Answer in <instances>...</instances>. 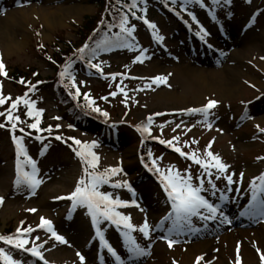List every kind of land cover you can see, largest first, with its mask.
Instances as JSON below:
<instances>
[{"label": "rangeland", "instance_id": "obj_1", "mask_svg": "<svg viewBox=\"0 0 264 264\" xmlns=\"http://www.w3.org/2000/svg\"><path fill=\"white\" fill-rule=\"evenodd\" d=\"M237 1L242 4L237 3L242 12L233 18L219 15L221 2L215 5L213 0H168L171 9L166 4L140 0V18H131L126 25L134 27L132 37L116 31L123 41L135 46L133 49L116 46V43L108 50L103 46L96 50L94 57L91 54L89 61L69 69L76 88L80 90L79 101L91 110L84 99L88 94L95 101L93 107L111 116L100 121L89 116V119L74 118L60 103L56 80L69 84L73 94L76 88L72 87L73 81L68 76H60L65 66L54 62L52 55L58 42L62 46L63 42L80 40L83 48L90 37L84 39L79 29L84 18L95 16V26L98 27L103 20L113 19L120 13V0H104L103 6L92 0H0V62L7 72V76L0 75L2 93L15 100L24 97L27 87V98L35 102L36 110H42L39 127L51 126L52 129L50 133H41L42 140H37L38 132L27 127L35 117L26 115L28 109L23 103L14 111V115L24 121L17 123L14 135L24 137V147L36 162L38 178L42 180L33 194L27 188L16 187V145L10 135L11 127L0 128V197L3 198L0 233L6 234L11 229L9 236H12L18 227L36 229L27 239L31 242L39 237L35 243L43 244L40 251L47 264H81L77 253L84 257V264H100L101 260L104 264H116L96 237V228L87 209L77 207L70 211L71 201L57 199L68 196L83 175L81 159L76 155L80 146L70 139L75 138L87 143L96 142L97 146L92 149L99 157L96 171L122 169L100 191L111 193L114 199L130 205L135 200L139 207H122L116 211L130 216L131 223L137 228L147 221L152 229L148 239L138 231L132 233L137 243L149 253L140 256L139 263H136L138 259L130 258L121 230L108 221L100 224L105 240L127 261L125 264H196L197 257L201 256L204 259L200 264H237L238 245L239 264H262L263 215L255 226L231 228L227 226L231 222L225 216L226 211L222 210L223 216L217 214V225L226 228L214 236L204 235L189 241L188 238L195 233L208 230L213 221H201L195 217L193 228L198 231L184 230L179 235L170 233L168 229L172 223L165 221V217L172 211L171 203L152 166L155 160L162 170L174 168L182 175L190 174L194 185H198L197 177L203 179L207 191L201 195L214 205H221V195L227 196L226 202L235 207L247 206L243 199H252L251 182L264 174V131H261L264 129V0ZM85 7L88 9L84 10ZM10 15L18 21L11 30L13 39L22 43L19 48L4 37L3 26ZM144 19L157 26L156 31L162 40L158 42L154 38L153 30L147 27ZM201 28L207 35L200 31ZM140 49L145 50L146 58L143 63H136ZM241 51L244 52L242 64L238 66L236 63L237 67L232 64V74L224 71L233 54ZM89 63L99 64L102 72L89 67ZM14 70L27 73L25 87L10 80L9 75ZM114 74H119L115 80L112 79ZM157 76L167 77V82L159 86L152 84V78ZM225 78L229 83L228 90L220 96L216 90L222 88ZM148 84L152 86L145 87ZM29 85H36V90L29 91ZM117 85L124 88L127 98L118 92ZM231 89H238L234 96L229 93ZM113 92L118 94L112 96ZM12 100L0 106V112L6 111ZM209 100L218 102L208 116L211 128L202 122V114L186 111L201 108ZM149 116L153 117L150 135L138 131L147 124ZM21 128L24 132L19 131ZM56 136H61L62 140H56ZM174 136L180 138L174 144L184 152L195 150L201 156L211 142L210 150L229 166L224 176L232 175L234 183L229 185L223 176L216 179L218 173L215 169L211 170L212 176L205 175L199 165L159 142L172 140ZM25 171L31 169L25 166ZM208 180L216 185L215 195ZM124 181L130 185L131 191L127 187H111L113 183ZM41 217L51 221L55 232L67 243H59L51 233L39 228ZM223 217H227L226 222H222ZM161 222L163 225L157 227ZM165 236L178 242L169 248L167 240L162 238ZM0 248L20 264H44L39 258L3 241H0ZM162 257L166 260L162 261Z\"/></svg>", "mask_w": 264, "mask_h": 264}, {"label": "snow or ice", "instance_id": "obj_2", "mask_svg": "<svg viewBox=\"0 0 264 264\" xmlns=\"http://www.w3.org/2000/svg\"><path fill=\"white\" fill-rule=\"evenodd\" d=\"M196 2H200V0H196ZM214 3H219L220 0H213ZM137 6V0H132L131 4L128 5L129 9H135ZM135 15V12L132 13ZM195 19V17H193ZM144 23L147 25L149 29L153 30L154 38L159 42L163 39V37L159 36L156 31V25L154 23L149 22L147 19H144ZM128 25V17L127 15L121 18L119 28L120 33H125L128 37H132L134 32V27H127ZM204 35H207L206 32L201 28L200 30ZM120 33H117L115 36L116 46L127 47L129 49H133L135 46L133 44L128 43L127 41H123V37ZM203 39V36H201ZM123 41V42H122ZM104 49L108 50L114 46V42L112 40H105L102 42ZM43 47V45H41ZM101 47L100 44L97 45V48ZM88 46L85 45L84 48L79 49V52L83 54L85 49ZM93 57L95 56L96 49H91ZM144 49H140V55L136 57V63H143L144 57ZM80 59H83V55H81ZM89 67L96 69L99 72H102V68L99 64L89 63ZM71 68V64L66 65L64 70L60 73V76L64 78L68 76L72 81V87L76 88L74 83V77L71 76L69 69ZM0 75L7 76V72L5 71V66L2 62H0ZM116 75L112 76V79L115 80ZM167 82V77L157 76L152 78V84L159 86L162 83ZM20 83H25V81H20ZM152 85L148 84L145 87L150 88ZM118 87V92L123 93L127 98V93L124 91V88ZM36 85H29V91H35ZM118 92L111 93L112 96H116ZM80 95L79 88H76L74 98ZM84 99L88 101L87 106L91 108L94 112H101L98 107H93L95 101L91 100L88 94L84 95ZM103 99H107L104 97ZM12 100L11 97H5L2 93V84H0V106L5 105L8 101ZM23 103L28 111L26 115L28 117H35L33 123L27 124L29 129H34L37 132L47 131L51 132V126L48 129H40L39 125L41 123L40 116L42 115V110L35 109V102L30 101L27 98V93L24 97H18L15 100H12L10 106L4 112H0V116L5 117L7 124L11 125L10 131L13 133L17 129V123H24V121L20 120L19 116L14 115V111L18 108V106ZM218 102L215 100H209L206 105L198 109H187L186 111L189 114L200 113L203 115L204 120L203 123L206 124L207 127L211 128L212 125L208 121V116L211 114V110L217 106ZM101 114L105 117L108 116L107 112H101ZM156 115H162V113H157ZM55 119H59L56 117ZM153 122V117L149 116L147 118V124H145L142 128H138V131L142 133H150L149 126ZM5 123H0V128L5 127ZM59 127V126H57ZM177 128L180 127L179 124L176 125ZM19 131L24 132L21 128ZM175 131V129H173ZM191 131V129H188ZM261 131H264L262 129ZM25 135H31V133H25ZM37 140H42V137H35ZM23 136L17 137L13 135V140L17 149V179L15 181V185L17 188H27L35 194V189L42 183V180L38 178V168L36 166V162L28 156L27 150L23 144ZM56 140H62L61 136H56ZM73 140V143L80 146L79 150L76 151V155L80 157L82 165H83V175L77 181L75 189L66 197H57V199H67L71 201V209L70 211H74L77 207H84L87 209V214L91 217L93 226L96 228V237L99 238L103 247L107 249L109 253L113 257L116 258L117 261L120 260V257L117 256L114 249L108 244V242L104 238V233L100 229V224L104 221L110 222L112 225H115L118 230H121V234L124 238L125 243L127 244V251L130 255V258H136L144 255H148L149 253L137 243L136 239L133 237V232H139L143 235L144 238H150V229L149 224L145 221L138 228L131 223V217L127 215H123L120 212L116 211L117 208L128 207V206H136L135 200L131 201V205L128 202L121 201L118 198H113L111 193H105L100 191V188L103 185H107L111 177L118 175L122 172V169L109 168L105 169L103 172H98L96 169L99 165V157L92 151L94 147L97 146L96 142L92 143L82 142L75 138H70ZM178 136H174L172 140H160L161 144H166L169 147H172L173 150L179 153L182 157L191 160L194 164L199 165L203 170L204 174L207 176H212V169H215L218 175H216V179H220L221 176L226 179L227 183L231 185L234 183L232 179V175L224 176V174L228 171L229 166L222 162L221 158L218 154H214L211 149V142L205 149L203 155L201 156L197 151H192L186 153L182 150L181 147H178L174 144V141H179ZM192 143H197L196 141H192ZM188 146V145H185ZM47 150V145L44 146V151ZM149 156H151V152H149ZM24 159L21 160L20 158ZM25 166L31 169V171H25ZM153 169L158 173L160 182L162 184L163 190L167 195L168 200L171 203L172 211L165 217V221L170 220L172 223V227L168 229L170 233L173 234H183L184 230L195 232L198 229L193 228V218H198L201 221H209V220H217L218 213L223 216L222 209L220 205H214L210 203L205 196L201 195L202 192L207 191L204 188V180L197 177L198 185H194L192 183L193 177L190 174H181L180 171L175 170L174 168H168L166 170H162L157 166L156 161H152ZM243 177V173L240 174ZM259 181V184H257ZM211 189L213 190V195H215L216 185L212 182V180H208ZM113 188L127 187L129 191H131L130 185H128L127 181L124 182H116L111 185ZM252 187V200L255 202L258 198L259 193H264V174L259 177H256L251 182ZM231 190V189H229ZM133 195H135L133 193ZM221 201H226L228 198L225 195H221L219 197ZM3 203V198L0 197V204ZM264 203V201H262ZM29 211L35 212L36 209H30ZM227 217H223L222 222H226ZM158 225L157 227H161ZM39 228L46 230L51 233V237L54 238L59 243H67V241L60 235H58L53 229L52 222L41 217V222L38 225ZM36 231L31 227L23 228L18 227L16 233L12 236H0V241H3L5 244H8L20 251L28 252L31 256L39 258L43 260V254L40 251L43 248V244H36L35 241L39 240V237H36L33 241H29L27 236L32 232ZM167 240L169 248H171L178 241L175 239H170L167 236L162 237ZM32 244L29 247V244ZM46 243V241H45ZM81 260V264H84V257L77 253ZM204 259L203 256L197 257L196 264H200V261ZM261 261L264 264V254H261ZM0 264H20L19 261L15 260L12 255L5 251L4 248H0ZM45 264L47 262L45 261ZM175 264V262H174ZM237 264H239V245L237 246Z\"/></svg>", "mask_w": 264, "mask_h": 264}, {"label": "trees", "instance_id": "obj_3", "mask_svg": "<svg viewBox=\"0 0 264 264\" xmlns=\"http://www.w3.org/2000/svg\"><path fill=\"white\" fill-rule=\"evenodd\" d=\"M151 1L157 2V3L167 2V0H151ZM92 2L100 6L104 5V0H92ZM131 2L132 0H120V4H121V5L119 4L121 6L120 13L118 15H115L113 19L107 18V20H103V22H101V24L98 27L95 26V21H96L95 16L85 17L83 24L79 27V29L83 32L84 39L90 36L89 41L86 44L88 48L85 49V52L83 54H81L79 52V49L82 48V45L79 43L80 40L76 43L71 42V41L66 42V43L63 42L62 46L59 45V43L61 42H58L55 45V50L52 55L54 62H56L58 65L65 66V67L66 65L71 64L70 69H73L78 66V63L86 62L91 57L92 52L90 50L96 49L98 44L102 46L103 45L102 42L105 40H112L114 42L116 31H120L119 24H120L121 18L127 15L128 22H129L131 18L134 17V15L132 14L133 12H135V15H138L140 13V9H139L140 0H137V6L135 9H132V10H130L128 7V5L131 4ZM81 38H83V36ZM81 55H83V59H80ZM26 75L27 73L22 70H14L13 74L11 73L9 75V78L15 85L19 84V85L24 86L23 85L24 83L20 84V81H25ZM56 81H57L56 85L60 93V98H59V100L61 101L60 103L64 104V106L67 109V112L73 115L74 118L76 117L88 118L89 116L94 119L95 118L99 119L100 121H105L108 118V117L103 116L101 112H94L90 110L89 108H87L86 104L79 101V97L74 98V94L69 90V87H68L69 84L66 85L65 82L63 83L60 80L59 81L56 80ZM26 93L28 96L27 87H25V90L23 92L24 96ZM0 123H5L6 128L11 127V125L7 124L5 118L2 116L0 117ZM17 128H18V125H17ZM48 128L49 127L47 126H41L40 129H48ZM41 133H47V131H40L38 132V135L40 136ZM10 233H11V229H8L5 235H9ZM0 236H3V235L0 234Z\"/></svg>", "mask_w": 264, "mask_h": 264}, {"label": "bare ground", "instance_id": "obj_4", "mask_svg": "<svg viewBox=\"0 0 264 264\" xmlns=\"http://www.w3.org/2000/svg\"><path fill=\"white\" fill-rule=\"evenodd\" d=\"M88 8L87 7H85L84 8V10H87ZM9 19L8 20H6V22H5V24H4V37H7L10 41H12V43H13V46H16V47H21L22 45V43H20L19 41H17V40H15V39H13L14 37H13V35H12V28H13V26L15 25V26H17L18 25V21H17V19L14 17V15H10V17H8ZM234 36H236L237 34L235 33V32H231ZM228 46V45H227ZM217 49H218V45H217V47H216ZM247 51V50H246ZM243 53L244 52H240V53H234L233 54V56L231 57V60L229 61V63H228V65L226 66V68H225V70L224 71H226V70H228L231 74H232V72L234 71V66H232V64H234L235 65V67H237V64L236 63H239V65L238 66H240L241 64H242V62H243V58H244V56H243ZM234 57H235V59L238 61H236L235 59H234ZM213 58V57H212ZM213 61L215 62V63H217L216 61H215V59L213 58ZM166 62H168V61H166ZM218 64V63H217ZM228 80L225 78V80H224V82H223V84H222V88H220L219 90H216V91H218V92H220V96H222V93H223V91L225 90H228L227 89V85L229 84L228 82H227ZM230 92V94H232L233 96L236 94V92L238 91V89H236V90H233V89H231V90H229ZM223 98V97H222ZM220 207H221V209L222 210H224L226 207H227V203H226V201H223L222 203H221V205H220ZM241 211V210H240ZM240 211L239 210H237L236 208H233V207H231L230 209H228L227 210V214H229V215H231V217H232V220L234 221V225L235 226H241V221H240V219H239V217H240ZM221 227H219L218 225H214L213 223H210L209 224V228H208V230H206V231H200V232H197V233H195L194 234V236H192L191 237V239H189V241L190 240H195V239H197V238H200V236H204V235H212V236H214V235H216L217 233H219V232H221ZM237 234H239V233H237ZM242 235V234H241ZM210 244H207V246H209ZM162 261H165L166 260V257H162Z\"/></svg>", "mask_w": 264, "mask_h": 264}]
</instances>
